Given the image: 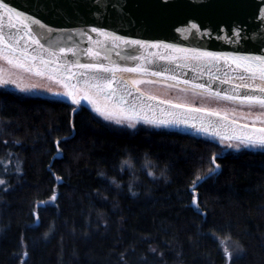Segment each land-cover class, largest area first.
<instances>
[{
	"label": "trees",
	"instance_id": "16d2710c",
	"mask_svg": "<svg viewBox=\"0 0 264 264\" xmlns=\"http://www.w3.org/2000/svg\"><path fill=\"white\" fill-rule=\"evenodd\" d=\"M58 100L0 87V178L8 185L0 191V264H226L224 238L243 248L231 264H264V152L178 129L119 127ZM128 154L131 166L121 170ZM213 155L220 172L192 191Z\"/></svg>",
	"mask_w": 264,
	"mask_h": 264
},
{
	"label": "snow or ice",
	"instance_id": "6c2138e0",
	"mask_svg": "<svg viewBox=\"0 0 264 264\" xmlns=\"http://www.w3.org/2000/svg\"><path fill=\"white\" fill-rule=\"evenodd\" d=\"M63 3H67L72 8L71 14L68 8L62 6ZM80 3L89 4L90 14L98 25L91 27L89 31L71 26L74 23L73 16L79 20ZM28 4L33 8L31 14L10 6L8 0H0V22L7 18L9 27L15 29V34L10 33L6 36L2 30L3 25L0 23V59L12 69H20L37 77H46L49 81L61 86L63 92L53 93L54 96L62 98L57 102L63 103L66 99L70 106H77L72 108V111L76 112L84 110L82 101H86L88 105H91L92 111L103 120L119 126L126 125L131 129H135L141 123L157 128L183 126L218 140V146L237 151L248 148L264 152V55L207 50V39L215 37L211 31L202 32L198 24L194 22H189L190 27L183 30L186 33L185 38L192 35L195 41L188 47L117 34L115 26L122 24L130 15L125 11L127 0H28ZM109 8L116 12V16L108 14ZM45 15H51L55 20L67 21L68 26H49L40 18ZM13 20L17 23H13ZM101 20H107L112 27L105 28L100 23ZM33 25L46 29L45 39L49 40L48 47H45L33 34ZM177 31L181 30L177 29ZM56 32L66 33L67 40H52L51 37ZM90 33L103 39H94ZM232 33L235 37L244 39L237 28H233ZM73 36L81 39L86 37L88 46L81 48L80 44L73 40ZM201 38H205L204 43H200ZM228 42L231 44L234 41ZM121 46H127L128 52L122 58L131 61L144 59L142 54H137L142 53L144 49H164V53L159 54L158 59L165 61L171 67H165L162 70H153L140 64L135 67H121L111 60L113 52L116 56H121L120 51H115ZM69 54L75 59L68 60ZM185 69L195 73V79L202 78L207 71L209 79L206 82H194L193 79L187 78L188 73L184 71ZM213 69L216 74H213ZM118 71L153 77H162L166 72L171 71L173 74L166 76L165 79L190 85L194 95H201L205 99L231 102L232 107L224 109L199 107L160 99L155 95L142 92L137 87L145 83L154 84L156 81L144 79H133L130 82L118 81L115 75ZM221 72L223 75H220ZM234 81L236 83H233ZM8 84H14L25 92L38 87L32 84L21 88L11 75L7 78L0 77V85ZM214 85H230V87L221 89ZM168 87L171 88L173 85ZM47 91L51 93L52 89L48 88ZM178 91L187 94L189 88H179ZM204 94L207 95L204 96ZM193 114H201L205 118ZM257 123L262 126L257 127ZM4 143L7 144V141ZM14 143L18 144L19 141ZM56 143L59 146L60 141ZM220 154L223 155L222 149ZM128 157L121 161V170L124 165L131 166V154H128ZM144 161L145 166L152 163L147 153L144 154ZM210 165L213 166L208 167L207 173L215 175L220 168L216 155L211 157ZM14 172L19 173L20 168L17 166ZM100 175L104 176V173ZM147 175L159 178L151 170ZM159 175L167 179L165 170H161ZM207 178L208 176L202 177L197 174L192 181V187H198ZM111 183L116 184V181L112 180ZM0 186H3L0 187V191L7 190L5 178H0ZM116 186L120 185L116 184ZM129 191L133 196L137 195L131 187ZM50 199L55 201L56 195L53 194ZM192 203L199 212V203L195 196ZM33 217L34 223L39 227V216L35 210ZM209 231L215 237V231L212 229ZM44 235L47 237L48 233ZM229 239H231L230 236ZM149 251L156 253V249L151 246ZM222 251L226 264H231L233 252H236L238 256L243 248L235 245L231 251L228 247H224ZM124 255L121 253L122 261ZM158 255L160 259H163V253Z\"/></svg>",
	"mask_w": 264,
	"mask_h": 264
},
{
	"label": "water",
	"instance_id": "95a60500",
	"mask_svg": "<svg viewBox=\"0 0 264 264\" xmlns=\"http://www.w3.org/2000/svg\"><path fill=\"white\" fill-rule=\"evenodd\" d=\"M9 5L16 7L19 10L26 11L31 14L33 8L29 6L28 0H8ZM63 7L68 8L69 13H72V8L67 3L62 4ZM125 11L129 13V17H126L122 24L116 25L117 34L124 35L134 39H146L149 41H163L165 43H175L184 47L192 46L195 41L192 35H188L185 38L186 33L183 31L190 27L189 22L197 23L201 31H211L213 37L207 39L206 49L213 51H236L240 54L247 55H264V0H127ZM79 20L73 16V27L83 28L89 31L91 27L98 26L91 14L90 6L87 3L79 4ZM108 14L116 16V12L109 8ZM42 22L55 27L68 26L67 21L55 20L51 15H45L40 17ZM132 21V22H130ZM3 32L7 36L8 34H15V29L9 27V22L5 18L2 22ZM13 23H17L13 20ZM105 28H110L112 25L107 20H101L100 22ZM239 26V27H237ZM33 34L40 39L41 43L45 47L49 46V40L45 39L46 29H41L38 26L33 25ZM237 28L241 31V35L244 39L235 37L232 33V29ZM180 29L181 31H177ZM94 39L98 38L94 33H90ZM227 39H223V37ZM52 40L66 41L67 34L62 32H56L51 37ZM205 38L200 39V43H204ZM73 40L80 44L81 48L87 45L86 37L81 39L73 36ZM229 40L234 41L229 44ZM115 51H120L121 56H116L113 52L111 60L121 67H135L140 64L144 67L153 70H162L165 67H171L165 61L158 59L159 54L164 53V49H144L142 54L145 58L138 61H131L123 59L122 57L127 55V46H121ZM68 60L75 59L71 54L67 57ZM151 61V63H149ZM105 63H107L105 61ZM74 71H79L73 69ZM188 73L187 78L193 79L194 82H206L209 79L208 72L205 71L204 75L200 79H195L196 74L185 69ZM213 74L215 69L212 70ZM138 75L139 73H130L125 71L116 72L118 81L130 82L125 75ZM171 71L166 72L165 76L153 77L150 75L144 76L147 78H154L159 81H166L171 84H177L182 87L191 89L190 85L179 84L173 80L165 79L166 76L172 75ZM223 75V72L220 73ZM233 83H236L234 81ZM219 86L221 89L229 88L230 85H214ZM117 87V85H113ZM142 92H144L141 89ZM196 91V90H195ZM201 91V90H197ZM243 91V90H242ZM66 100V99H65ZM64 100V101H65ZM155 103V102H153ZM84 107H88L92 110L91 105H88L86 101H82ZM200 118H205L201 114H193ZM215 119V118H212ZM259 127V125H256ZM165 128V127H164ZM171 129H178L185 133L189 132L198 135L193 129L181 127H166ZM201 135V134H200ZM204 136V135H203ZM210 137V136H206ZM61 157V154H58ZM220 168L217 173L220 172ZM209 179L212 175H206ZM205 179L204 182L207 180ZM201 184H199L200 186ZM198 186V187H199ZM198 187L191 188L192 191ZM196 200L198 197L196 196ZM44 205V203H42Z\"/></svg>",
	"mask_w": 264,
	"mask_h": 264
},
{
	"label": "rangeland",
	"instance_id": "374dc122",
	"mask_svg": "<svg viewBox=\"0 0 264 264\" xmlns=\"http://www.w3.org/2000/svg\"><path fill=\"white\" fill-rule=\"evenodd\" d=\"M9 75H11V78L15 79L21 85V88L30 86L32 84H35L38 87L31 89L30 91H27V92L21 91L20 88H17L14 84L0 85V87L6 88L8 90H12L14 92H17L19 94H22L28 97L37 96V97H48V98H53V99L54 98L62 99L61 97H56L53 95V93H56V92H63V88L61 86L54 84L53 82L49 81L46 77H37V76L32 75L31 73L24 72L20 69H12L9 65H7L5 61L0 59V77L7 78ZM133 79H144V80L156 81V83L154 84L145 83V84L138 85L137 87H139L140 89H142L144 92L148 94L159 97L160 99L172 100L174 102H183V103L190 104L192 106H199V107L221 108V109L232 107L231 102L205 99L201 95H194L192 89H189V92L187 94L181 93L178 91V89L184 88V87L177 85V84H171L166 81H159L154 78L151 79V78L143 77L141 75L132 76V78H130L129 80L131 81ZM168 85H173V87L169 88ZM48 88L52 89L51 93L47 91ZM196 92H199V91L196 90ZM206 95L207 94H204V96ZM101 103H103L102 98H101ZM237 115H239V113H237ZM141 125H143V123L138 124L137 127ZM257 125L262 126L258 123ZM122 127H127V126L124 125ZM149 127L153 128L154 126L149 125ZM232 143H236V142L232 141ZM255 150H259V149H255ZM220 246H222V248L228 247L230 251L234 247V245H232L228 241L227 238H224V240L223 239L220 240Z\"/></svg>",
	"mask_w": 264,
	"mask_h": 264
},
{
	"label": "bare ground",
	"instance_id": "6f19581e",
	"mask_svg": "<svg viewBox=\"0 0 264 264\" xmlns=\"http://www.w3.org/2000/svg\"><path fill=\"white\" fill-rule=\"evenodd\" d=\"M128 79H130V78H132V76H137V75H132V74H130V75H125Z\"/></svg>",
	"mask_w": 264,
	"mask_h": 264
}]
</instances>
